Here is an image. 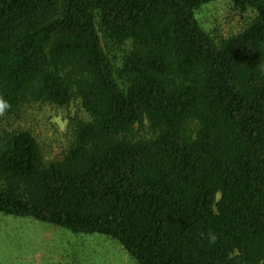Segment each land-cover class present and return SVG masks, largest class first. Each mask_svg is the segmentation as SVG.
Returning <instances> with one entry per match:
<instances>
[{
  "label": "trees",
  "instance_id": "trees-1",
  "mask_svg": "<svg viewBox=\"0 0 264 264\" xmlns=\"http://www.w3.org/2000/svg\"><path fill=\"white\" fill-rule=\"evenodd\" d=\"M219 1L256 18L217 43L196 13ZM74 99L48 161L25 109ZM0 105V216L138 264L264 262V0H0Z\"/></svg>",
  "mask_w": 264,
  "mask_h": 264
},
{
  "label": "rangeland",
  "instance_id": "rangeland-1",
  "mask_svg": "<svg viewBox=\"0 0 264 264\" xmlns=\"http://www.w3.org/2000/svg\"><path fill=\"white\" fill-rule=\"evenodd\" d=\"M196 17L205 32L219 43L247 28L256 13L252 10L241 12L230 2L219 1L202 6ZM115 55L121 58L122 52L115 49ZM2 118L0 105V122ZM84 120H87V114L82 103L74 99L66 108L28 106L21 125L34 134L43 147L45 158L52 161L67 149L72 138V125ZM140 135L148 136L146 129ZM0 264L138 263L120 243L108 237L77 235L30 219L0 216Z\"/></svg>",
  "mask_w": 264,
  "mask_h": 264
},
{
  "label": "clouds",
  "instance_id": "clouds-1",
  "mask_svg": "<svg viewBox=\"0 0 264 264\" xmlns=\"http://www.w3.org/2000/svg\"><path fill=\"white\" fill-rule=\"evenodd\" d=\"M208 240H209V243L214 244L216 242V240H217V237H216V235L214 233L210 232L208 234Z\"/></svg>",
  "mask_w": 264,
  "mask_h": 264
}]
</instances>
